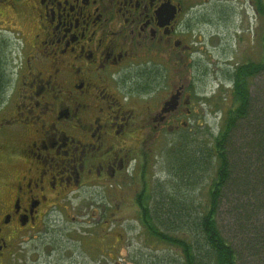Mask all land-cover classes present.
<instances>
[{"label": "flooded vegetation", "instance_id": "flooded-vegetation-1", "mask_svg": "<svg viewBox=\"0 0 264 264\" xmlns=\"http://www.w3.org/2000/svg\"><path fill=\"white\" fill-rule=\"evenodd\" d=\"M261 8L264 0H0V264L42 222L68 217L82 192L98 205L95 192L143 172L149 156L134 144L195 109L197 82L176 78L180 63L190 58L202 77L211 73L202 63L246 64L242 21L258 34ZM238 11L230 44L221 30Z\"/></svg>", "mask_w": 264, "mask_h": 264}, {"label": "trees", "instance_id": "trees-1", "mask_svg": "<svg viewBox=\"0 0 264 264\" xmlns=\"http://www.w3.org/2000/svg\"><path fill=\"white\" fill-rule=\"evenodd\" d=\"M262 72L260 63L230 69L233 107L210 144L183 134L166 151L167 179L147 166L133 177L142 187L139 222L153 246L147 264H264V106L255 111L251 95ZM159 246L166 256L156 254Z\"/></svg>", "mask_w": 264, "mask_h": 264}, {"label": "rangeland", "instance_id": "rangeland-1", "mask_svg": "<svg viewBox=\"0 0 264 264\" xmlns=\"http://www.w3.org/2000/svg\"><path fill=\"white\" fill-rule=\"evenodd\" d=\"M239 13L238 11L235 24L232 21L228 28L222 27L221 31L227 32L231 44L235 30L237 31V27L243 23L244 38L239 50L244 49V60L247 64L246 55L255 46L258 53L255 58H250V62L255 61L264 65V25L258 35L256 28L248 30L247 20L240 22ZM261 22H263L262 19ZM256 37H259L258 42ZM231 58L230 56L228 63L223 61L202 63V69L211 70L210 75L204 77H202L203 72L192 68L190 58H185L180 63L176 78L185 83L194 79L197 82V94L193 98L192 107L195 109H191L189 116H185L180 125L174 129L165 128L164 136L161 133L158 139L143 142L140 140L134 144V147L141 145L139 149L141 155L146 153L149 156L148 174L164 176L162 181L167 179L165 154L170 145L177 142L181 135L187 134L193 141L199 140L210 144L212 135L217 136L220 133L226 113L233 107L231 89L226 90L221 84L226 80V71L229 70V67L225 68V64L231 66L236 64V61ZM161 92L166 94L168 90L167 88L159 89L152 100H158ZM251 95L253 109L260 111L264 106V72L253 79ZM133 107L138 110V106ZM244 125V122L240 123L238 132L233 135L237 150L242 147V141L238 136L242 134L240 129ZM210 177L211 173L206 175L205 184H208ZM139 181V179H133L130 183H125L122 179L120 183L125 187L121 189L116 188V190L105 192L108 195L102 191L95 192L96 199L101 201L98 205L90 201L92 198L89 193L82 192L79 198L67 203L68 217L51 218L49 221L42 222L36 230H32L28 238H20V241L25 240L26 243L22 246L23 248H18V256H12L9 264H147V258L153 246L146 240L139 222L136 205V198L141 187ZM90 213L95 216H89ZM30 238H33L32 241H27ZM155 249L159 257L167 255L162 246Z\"/></svg>", "mask_w": 264, "mask_h": 264}]
</instances>
